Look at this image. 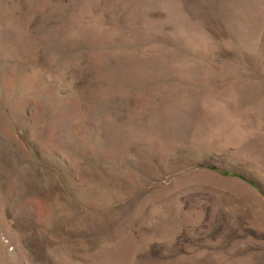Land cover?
Wrapping results in <instances>:
<instances>
[{
    "label": "rangeland",
    "instance_id": "374dc122",
    "mask_svg": "<svg viewBox=\"0 0 264 264\" xmlns=\"http://www.w3.org/2000/svg\"><path fill=\"white\" fill-rule=\"evenodd\" d=\"M0 264H264V0H0Z\"/></svg>",
    "mask_w": 264,
    "mask_h": 264
}]
</instances>
